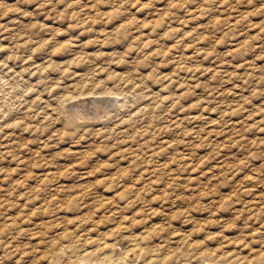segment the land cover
Here are the masks:
<instances>
[{
	"label": "rangeland",
	"instance_id": "374dc122",
	"mask_svg": "<svg viewBox=\"0 0 264 264\" xmlns=\"http://www.w3.org/2000/svg\"><path fill=\"white\" fill-rule=\"evenodd\" d=\"M262 196L264 0H0V264H264Z\"/></svg>",
	"mask_w": 264,
	"mask_h": 264
},
{
	"label": "bare ground",
	"instance_id": "6f19581e",
	"mask_svg": "<svg viewBox=\"0 0 264 264\" xmlns=\"http://www.w3.org/2000/svg\"><path fill=\"white\" fill-rule=\"evenodd\" d=\"M161 9H163V8H161ZM164 9H165V8H164ZM165 10H166V9H165ZM165 10H164V12H166ZM167 10H168V9H167ZM160 11H161V10H160ZM161 13H163V12L161 11ZM165 14H166V13H165ZM161 15H162V14H161ZM163 16H164V15H163ZM231 21H232V20H231ZM154 23H155V22H154ZM230 23H231V22H230ZM236 23H238V22H236ZM157 25H158V24H157ZM206 27H207V26H206ZM240 31H241V30H240ZM231 35H232V34H231ZM185 38H186V37H185ZM235 40H236V39H235ZM241 47H242V46H241ZM232 51H234V50H232ZM235 51H236V50H235ZM246 56H247V55H246ZM231 76H232V75H231ZM231 79H232V78H231ZM92 104H93V103H92ZM87 105H88V104H87ZM82 115H83V114H82ZM75 119H76V118H75ZM197 119H198V118H197ZM197 119H196V121H197ZM190 120H193V119L191 118ZM194 120H195V119H194ZM205 120H206V119H205ZM192 122H193V121H192ZM205 123H207V122H205ZM168 145H169V144H168ZM168 145H167V146H168ZM157 174H158V173H157ZM245 178H246V177H245ZM253 178H254V177H253ZM247 179H248V178H247ZM248 180H249V179H248ZM250 180H251V179H250ZM255 180H256V179H255ZM255 180H254V182H255ZM243 182H246V181H243ZM246 192H247V191H246ZM246 192H245V193H246ZM248 193H249V192H248ZM136 194H137V193H136ZM248 195H249V194H248ZM137 196H138V195H137ZM251 196H252V194H251ZM132 197H133V196H132ZM139 197H140V196H139ZM139 197H138V198H139ZM262 197H264V196H262ZM262 197H259V198H262ZM134 198H135V197H134ZM138 198H137V199H138ZM247 198H249V197H247ZM247 198H246V200H247ZM257 198H258V197H257ZM143 199H144V198H143ZM158 199H159V198H158ZM249 200H251V199H249ZM252 200H253V199H252ZM130 201H131V200H130ZM145 201H146V200H145ZM263 201H264V200H263ZM134 202H135V200H134ZM134 202L132 201V203H134ZM147 202H148V201H147ZM247 202H248V200H247ZM253 202H254V201H253ZM261 202H262V201H261ZM71 203H72V202H71ZM74 203H75V202H74ZM128 203H129V202H128ZM132 203H131V204H132ZM243 203H245V202H243ZM248 203H249V202H248ZM251 203H252V202H251ZM254 203H256V202H254ZM254 203H253V205H254ZM262 203H263V202H262ZM262 203H261V204H262ZM68 204H70V203H68ZM68 204H67V205H68ZM85 204H86V203H85ZM129 204H130V203H129ZM131 204H130V207H132ZM246 204H247V203H246ZM246 204H244L243 206H245ZM249 204H250V203H249ZM256 204H257V203H256ZM256 204H255V205H256ZM261 204L259 203L258 206H260ZM83 205H84V204H83ZM132 205H134V204H132ZM250 205H251V204H250ZM250 205H249V206H250ZM68 206H70V205H68ZM241 206H242V205H241ZM243 206H242V208H244ZM256 206H257V205H256ZM256 206H255V207H256ZM258 206H257V208H260V207H258ZM263 206H264V204H263ZM247 207H248V206L246 205V208H247ZM126 208H127V207H126ZM262 208H264V207H262ZM151 209H152V208H151ZM251 209H252V208H251ZM254 209H255V208H254ZM238 210H239V209H238ZM241 210H242V209H241ZM258 211H260V210H258ZM258 211H257V212H258ZM262 211H263V209H262ZM241 212H242V211H241ZM243 212H245V211H243ZM152 213H153V212H152ZM251 213H252V212H251ZM258 213H259V212H258ZM260 213H261V212H260ZM262 213H263V212H262ZM156 214H157V213H156ZM245 214H246V213H245ZM245 214H244V215H245ZM249 214H250V213H249ZM140 215H141V214H140ZM255 215H256V214H255ZM247 216H248V215H247ZM252 217H253V216L251 215V218H252ZM247 218H248V217H247ZM123 219H124V218H123ZM92 223H93V222H92ZM142 223H143V222H142ZM132 224H133V223H132ZM86 225H87V224H86ZM162 225H163V224H162ZM224 225H225V224H224ZM144 226H145V225H144ZM144 226H143V227H144ZM86 227H87V226H86ZM91 227H92V226H91ZM84 228H85V227H84ZM141 228H142V227H141ZM162 228H163V227H162ZM66 229H67V228H66ZM154 229H155V228H154ZM148 230H149V229H148ZM156 230H159V229H157V227H156ZM258 230H259V229H258ZM260 230H261V229H260ZM112 231H113V230H112ZM161 231H162V230H161ZM76 232H77V231H76ZM86 232H87V231H86ZM90 232H91V231H90ZM146 232H147V231H146ZM159 232H160V230H159ZM159 232H157V234H158ZM257 232H258V231H257ZM66 233H69V232H65V234H66ZM149 233H150V232H149ZM155 233H156V232H155ZM155 233H154V234H155ZM58 234H59V233H58ZM146 234H147V233H146ZM154 234H153V235H154ZM69 235H70V234H69ZM118 235H119V234H118ZM142 235H143V234H142ZM149 235L152 236V233H150ZM149 235H146V236H149ZM71 236H73V235L71 234ZM71 236H70V237H71ZM263 236H264V235H263ZM60 237H61V238H60ZM60 237H59V238L62 239V235H60ZM63 237H65V236L63 235ZM70 237H68V238H70ZM129 237H130V236H129ZM139 237L141 238V236H139ZM66 238H67V237H66ZM116 238H117V237H116ZM131 238H132V237H131ZM146 238H147V237H146ZM64 239H65V238H64ZM126 239H127V238H126ZM129 239H130V238H129ZM133 239H134V237H133ZM138 239H139V238H138ZM148 239H150V238H148ZM152 239H154V237H152ZM94 240H95V239H94ZM98 240H100V239H98ZM154 240H155V239H154ZM78 241H79V240H78ZM80 241H81V240H80ZM145 241H146V239H145ZM263 241H264V240H263ZM86 242H87V241H86ZM102 242H103V241H101V243H100V242H99V243L102 244V245H104V243H102ZM129 242H130V241H129ZM143 242H144V241H143ZM90 243H92V242H90ZM130 243H131V242H130ZM151 243H152V242H151ZM78 244H79V243H78ZM105 244H106V243H105ZM138 244H140V243H138ZM141 244H142V243H141ZM141 244H140V245H141ZM80 245L83 246V243L80 244ZM84 245H85V241H84ZM88 245L90 246L91 244L88 243ZM107 245H108V244H107ZM107 245H106V246H107ZM145 245H146V244H145ZM82 246H81V248L86 247V246H87V243H86V246H84V247H82ZM92 246H93V244H92ZM129 246H130V245H129ZM133 246H134V245H133ZM149 246L151 247L150 244H149ZM131 247H132V246H131ZM131 247H130V248H131ZM135 247H136V246H135ZM137 247H139V246L137 245ZM81 248H79V249H81ZM111 248H112V247H110V248H108V249H111ZM140 248H141V246H140ZM147 248H148V247H147ZM153 248H154V247H153ZM204 248H205V247H204ZM60 250H61V249H60ZM95 250H96V248H95ZM148 250H149V249H148ZM151 250H152V249H151ZM153 250H154V249H153ZM205 250H206V249H205ZM97 251H99V250H97ZM100 251H101V250H100ZM103 251H104V250H103ZM106 251H107V250H106ZM111 251H112V250H111ZM133 251H134V249H133ZM138 251H139V250H138ZM142 251H144V250H142ZM151 252H152V251H151ZM151 252H150V253H151ZM155 252H156V250H155ZM94 253L96 254V252H94ZM104 253H105V252H104ZM107 253H108V251H107ZM158 253H159V252H158ZM171 253H172V252H171ZM98 254H99V252H98ZM109 254H110V253H109ZM109 254H108V255H109ZM140 254H141V253L139 252V255H138V254H137V255L140 256ZM145 254H147V253H145ZM172 254H174V253H172ZM202 254L205 255V254H207V253H205V254L202 253ZM214 254H215V253H214ZM100 255H101V253H100ZM137 255H136V256H137ZM148 255H149V254H148ZM163 255H165V254H163ZM233 255H234V254H233ZM88 256H89V255H88ZM96 256H97V255H96ZM96 256H94V257H96ZM98 256H99V255H98ZM103 256H104V255H103ZM142 256H143V255H142ZM151 256H152V255L150 254V257H151ZM165 256H168L167 258L171 257V256H169V255H165ZM174 256H175V255H174ZM210 256H211V255H210ZM212 256H215V255H212ZM212 256H211V257H212ZM84 257H86V255H85ZM105 257H106V256H105ZM155 257L157 258V256H155ZM199 257H200V256H199ZM244 257H245V256H244ZM257 257H258V256H257ZM257 257H256V258H257ZM261 257H262V256H261ZM116 258H117V257H116ZM148 258H149V257H148ZM153 258H154V257H153ZM153 258L151 259V261L153 260ZM156 258H155V259H156ZM165 258H166V257H165ZM165 258H164V259H165ZM216 258H217V257H216ZM123 259H124V258H123ZM143 259H144V258H143ZM155 259H154V260H155ZM258 259H260V257H259ZM258 259H257V260H258ZM103 260H105V258H103ZM106 260H107V264H117L116 259L113 258V257H109V256H108V258H107ZM120 260H122V259H120ZM239 260H240V259H239ZM247 260H248V259H247ZM257 260H256V261H257ZM149 261H150V260H149ZM151 261H150V262H151ZM159 261H160V259H159ZM202 261H203V260H202ZM210 261H211V260H210ZM214 261H216V260H214ZM214 261H213V262H214ZM232 261H233V260H232ZM258 261H259V260H258ZM81 262H82V261H81ZM102 262H103V261H102ZM118 262H119V260H118ZM152 262H153V261H152ZM152 262H151V263H152ZM156 262H157V260H156ZM156 262L154 261L153 263H156ZM166 262H168V261H166ZM233 262H235V260H234ZM243 262H244V261H243ZM86 263H88V262H86ZM236 263H237V262H236ZM241 263H242V262H241ZM101 264H102V263H101ZM122 264H123V263H122ZM159 264H160V263H159ZM234 264H235V263H234ZM252 264H253V262H252Z\"/></svg>",
	"mask_w": 264,
	"mask_h": 264
}]
</instances>
